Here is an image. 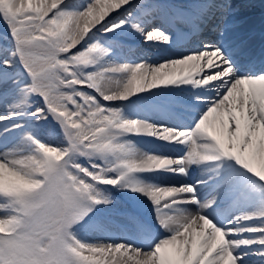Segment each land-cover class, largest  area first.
<instances>
[{"label": "snow or ice", "instance_id": "snow-or-ice-1", "mask_svg": "<svg viewBox=\"0 0 264 264\" xmlns=\"http://www.w3.org/2000/svg\"><path fill=\"white\" fill-rule=\"evenodd\" d=\"M193 5L177 16L194 30L220 8ZM158 9L145 0H0L12 43L0 51V264H248L251 256L264 264V199L230 219L217 212L264 193V60L245 70L223 44L207 42L160 63L116 60L118 42L105 37L118 30L171 43L154 24ZM181 86L199 90L186 125L132 117L114 103ZM35 97L43 106L30 112ZM25 116L51 117L60 142L13 122ZM133 136L173 152L146 151ZM193 168L195 183L158 182L190 179ZM106 186L147 198L154 221L140 226L142 243L78 238L97 206L112 203Z\"/></svg>", "mask_w": 264, "mask_h": 264}, {"label": "bare ground", "instance_id": "bare-ground-1", "mask_svg": "<svg viewBox=\"0 0 264 264\" xmlns=\"http://www.w3.org/2000/svg\"><path fill=\"white\" fill-rule=\"evenodd\" d=\"M196 0H150V4L158 5L157 19L154 24L157 26H162L170 35V31L176 33L174 37L171 38V43L168 45L157 44L156 41H147L145 36L140 35L136 32L131 31H119L121 37L127 40H121L120 38L105 37L107 40H115L118 45H114L113 56L119 62H139L141 60H147L149 63H160L165 59L177 58L182 54H186L189 45L187 44V37L190 32L194 34L193 28L183 23L177 16L181 11H186L185 8L193 7V3ZM211 3L220 5V8H213L210 13V20H213L215 16L219 21L214 27H208L212 30H218L221 32V36H215L214 34L207 35L211 43H219L223 38L226 39L225 42H220L226 47L227 40L239 33L244 34V38H248V42L256 41V34H254L253 26L255 23H264V0H237V2L231 0H210ZM185 7V8H183ZM221 9V10H220ZM257 11H262V15L252 16L256 14ZM165 14L177 17L174 23H165ZM214 18V20H216ZM223 19V20H222ZM225 20V23L223 21ZM233 23L234 26H227L226 28L223 24ZM209 23V22H208ZM80 27H83V22H81ZM185 30V31H184ZM189 31V33H185ZM184 34V35H183ZM186 34L188 36H186ZM191 35V34H190ZM204 34L201 33L199 37H203ZM220 38L214 40V38ZM110 38V39H108ZM242 37L238 38L241 39ZM105 39V40H106ZM239 41V40H237ZM148 46L156 47L154 54H148L150 49ZM199 47V46H198ZM6 49L0 48V51ZM137 51H144L141 55H136ZM244 49L238 52L232 53L233 58L237 61L246 58V54L243 52ZM3 58H8L7 51L4 52ZM238 63V62H237ZM242 69H248L246 63H241ZM184 66L177 68V71H182ZM12 71H15L13 69ZM114 87L115 85L105 84V87ZM199 93V90H193L191 86H181L174 89H156L153 90L151 94L145 93L141 94L139 97H133L131 102H114L118 105L125 107V111L129 116L146 119L152 123L165 124L169 127H174L178 125H186L180 122L173 114L172 108L174 110L179 108H192L193 112L197 110L196 102H188L186 97H192ZM37 97H35L36 100ZM38 99V98H37ZM37 101V100H36ZM41 101L38 99L37 103L29 111H34L35 107L40 106ZM108 103V102H105ZM192 103H196L192 105ZM7 110V104L0 102V114H5ZM191 119V118H190ZM13 122H23L28 127H32L34 131L40 136L41 139L48 140L53 143H59L56 139H53L49 134L45 133L43 130V125L45 121H37L36 117H21L19 121ZM134 140L138 146H141L146 151H154L159 153H172L173 149L166 145L163 141H154L152 137H137L133 136L131 138ZM258 166V161H257ZM200 178L199 170L193 168L192 175L190 179H183L179 177H172L170 175H165L164 177L158 178V182L165 183H195L197 179ZM107 187V194L110 199L120 200L117 197L111 186ZM207 189H201V191H206ZM256 191V190H255ZM254 191V192H255ZM253 191H248L245 195L237 200L224 201L220 207L217 209L221 218L230 219L232 216L239 214L240 211L255 207L253 199L249 197H257V193ZM132 205H126L128 212L122 214H116L118 211L113 212L110 207L106 205L97 206L96 213H101L100 215H95L88 225L78 228V238L85 240L90 243H94L97 240L104 242L114 241V242H136L137 244L142 243L138 239V233L140 226L150 224L154 221V214L150 207L147 198L141 196L140 193H133ZM248 198V199H247ZM150 210V213L146 211ZM130 211V212H129ZM146 213V214H145ZM120 217L122 221H116L113 218ZM150 219V221L148 220ZM87 254V253H86ZM117 259H122L119 255ZM248 264H261V260L256 256H251L248 258Z\"/></svg>", "mask_w": 264, "mask_h": 264}, {"label": "rangeland", "instance_id": "rangeland-1", "mask_svg": "<svg viewBox=\"0 0 264 264\" xmlns=\"http://www.w3.org/2000/svg\"><path fill=\"white\" fill-rule=\"evenodd\" d=\"M145 2L150 4V0H145ZM108 37H113V38L119 37L122 40L125 39L119 35V30L115 34H110ZM108 39H110V38H108ZM0 47L2 49H6V50L7 49L10 50L12 47L11 37L8 35L7 28L2 23H0ZM142 53H144V51H142ZM37 98L39 99V97H37ZM37 98H36V100L38 101ZM40 106H43L42 101L40 103ZM43 130L45 133L49 134L50 137H52L53 139H56L57 141L60 142V137L58 135V125H56L55 122H53L51 120V117H49L48 121H45V123L43 125ZM130 139H131V137H130ZM112 189H113L114 194L117 197H119L120 200L111 199L112 203L109 205H106V206L110 207L111 210H118V211L125 210L128 212V208L126 207V205H132V198L134 197L133 192H130L129 190L122 189V188H112ZM256 192H257L256 198L254 197V195L252 197H249L250 199H253V201H254L253 203L255 206H257L261 202V200L264 199V193H261L259 190L258 191L256 190L253 194H255ZM124 203L126 205H124ZM123 208H126V209H123ZM146 211L150 213V210L146 209ZM100 214L96 213L95 215H100ZM148 220L150 221V219H148Z\"/></svg>", "mask_w": 264, "mask_h": 264}]
</instances>
